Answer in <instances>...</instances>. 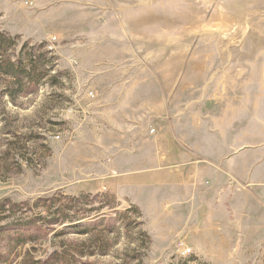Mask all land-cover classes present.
<instances>
[{"label":"rangeland","instance_id":"374dc122","mask_svg":"<svg viewBox=\"0 0 264 264\" xmlns=\"http://www.w3.org/2000/svg\"><path fill=\"white\" fill-rule=\"evenodd\" d=\"M196 14L191 0H0V65L34 66L31 83L0 71V264H264L260 212L206 219L170 187L140 206L107 190L124 91L140 114L198 74L212 90L227 62L245 73L253 50L231 49L230 21Z\"/></svg>","mask_w":264,"mask_h":264},{"label":"crops","instance_id":"0c3cea01","mask_svg":"<svg viewBox=\"0 0 264 264\" xmlns=\"http://www.w3.org/2000/svg\"><path fill=\"white\" fill-rule=\"evenodd\" d=\"M191 2L197 19L230 21L229 35L242 42L232 50H253L245 73H233L237 62H227L226 73L211 76L212 90L198 74L202 86L195 91H158L140 114L124 91L110 121L118 142L125 141L118 150L124 162L113 173L104 171L107 190L140 206L141 195L151 198L170 187L180 196L176 200L187 209L195 205L206 219L218 212L234 217L238 210L264 218V0ZM5 29L29 33L19 25Z\"/></svg>","mask_w":264,"mask_h":264},{"label":"trees","instance_id":"16d2710c","mask_svg":"<svg viewBox=\"0 0 264 264\" xmlns=\"http://www.w3.org/2000/svg\"><path fill=\"white\" fill-rule=\"evenodd\" d=\"M10 39H11V35H9L7 32L0 31V62H3V55H4L3 53L9 49V44H10L9 40ZM29 61L31 62V64L27 65V64L23 63V60L21 58H19L16 62L21 63V66H20L21 68H20V67H16L18 65H16L13 61L8 60V63L6 65H4V66L0 65V71H3L7 75H11V73H15L17 75L21 74V79H23V81H26L25 83H27V82L31 83L32 82V80H31L32 79L31 69L34 67L33 63H32L33 60H32L31 54L29 56ZM16 71H19V72H16ZM45 217H46V215H43V214L40 215L41 219H44Z\"/></svg>","mask_w":264,"mask_h":264},{"label":"built area","instance_id":"2783aa9c","mask_svg":"<svg viewBox=\"0 0 264 264\" xmlns=\"http://www.w3.org/2000/svg\"><path fill=\"white\" fill-rule=\"evenodd\" d=\"M151 132H154V129H151ZM190 251H191V250L188 249V248H185V249L181 248L180 254L184 256V255L189 254Z\"/></svg>","mask_w":264,"mask_h":264}]
</instances>
